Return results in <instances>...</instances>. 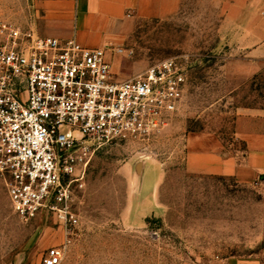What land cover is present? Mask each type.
<instances>
[{
    "label": "rangeland",
    "instance_id": "obj_1",
    "mask_svg": "<svg viewBox=\"0 0 264 264\" xmlns=\"http://www.w3.org/2000/svg\"><path fill=\"white\" fill-rule=\"evenodd\" d=\"M36 2L0 0V21L40 34ZM226 2L182 0L174 16L131 18L105 44L118 80L177 57L187 71L182 103L151 139L125 137L94 152L82 185L71 183L78 222L68 230L48 210L22 220L0 178V264H43L55 245L64 250L59 264H264L263 190L186 169L189 136H213L241 155L237 122L264 109V62L223 38Z\"/></svg>",
    "mask_w": 264,
    "mask_h": 264
},
{
    "label": "built area",
    "instance_id": "obj_2",
    "mask_svg": "<svg viewBox=\"0 0 264 264\" xmlns=\"http://www.w3.org/2000/svg\"><path fill=\"white\" fill-rule=\"evenodd\" d=\"M106 47L0 21V178L22 220L48 210L66 230L75 225L71 183L82 185L94 152L125 137L151 139L182 103L187 71L177 57L118 80ZM63 255L51 246L43 264Z\"/></svg>",
    "mask_w": 264,
    "mask_h": 264
},
{
    "label": "crops",
    "instance_id": "obj_3",
    "mask_svg": "<svg viewBox=\"0 0 264 264\" xmlns=\"http://www.w3.org/2000/svg\"><path fill=\"white\" fill-rule=\"evenodd\" d=\"M182 0H37L35 28L42 35L74 38L86 46H104L116 40L131 18H167L177 14ZM223 38L251 60L264 62V0H227L221 25ZM236 137L245 151H227L208 135L187 141L186 169L212 177H232L257 184L264 192V109L239 119ZM229 264H261L256 260Z\"/></svg>",
    "mask_w": 264,
    "mask_h": 264
}]
</instances>
